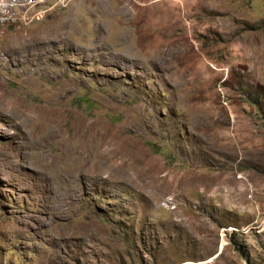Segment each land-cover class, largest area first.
Instances as JSON below:
<instances>
[{"label":"rangeland","instance_id":"rangeland-1","mask_svg":"<svg viewBox=\"0 0 264 264\" xmlns=\"http://www.w3.org/2000/svg\"><path fill=\"white\" fill-rule=\"evenodd\" d=\"M39 4L0 27V264H264V0Z\"/></svg>","mask_w":264,"mask_h":264},{"label":"built area","instance_id":"built-area-1","mask_svg":"<svg viewBox=\"0 0 264 264\" xmlns=\"http://www.w3.org/2000/svg\"><path fill=\"white\" fill-rule=\"evenodd\" d=\"M43 0H0V27L28 25L42 21L48 15Z\"/></svg>","mask_w":264,"mask_h":264},{"label":"bare ground","instance_id":"bare-ground-1","mask_svg":"<svg viewBox=\"0 0 264 264\" xmlns=\"http://www.w3.org/2000/svg\"><path fill=\"white\" fill-rule=\"evenodd\" d=\"M50 167V166H49Z\"/></svg>","mask_w":264,"mask_h":264}]
</instances>
